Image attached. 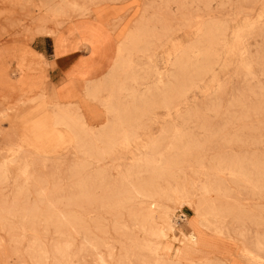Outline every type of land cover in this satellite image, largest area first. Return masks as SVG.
Masks as SVG:
<instances>
[{
	"label": "rangeland",
	"instance_id": "1",
	"mask_svg": "<svg viewBox=\"0 0 264 264\" xmlns=\"http://www.w3.org/2000/svg\"><path fill=\"white\" fill-rule=\"evenodd\" d=\"M76 1L66 17L46 16V26L59 30L103 5L139 6L129 31L138 44L113 68L121 63V107L144 96L148 105L129 133L115 123L110 146L95 142L107 154L99 161L69 137L52 153L36 151L37 134L23 130L38 108L0 106V264H179L197 247L213 252L207 264H264V0ZM55 4L0 0V43H30ZM201 51L207 59L192 68ZM160 78L169 108L157 97ZM105 88L95 100L102 111ZM100 126L85 127L82 141L94 143ZM172 187L179 198L157 196ZM161 206L195 244L151 234L144 219ZM198 208L209 212L203 223Z\"/></svg>",
	"mask_w": 264,
	"mask_h": 264
},
{
	"label": "crops",
	"instance_id": "2",
	"mask_svg": "<svg viewBox=\"0 0 264 264\" xmlns=\"http://www.w3.org/2000/svg\"><path fill=\"white\" fill-rule=\"evenodd\" d=\"M140 13L138 5H103L82 20L64 24L53 36L38 35L30 43L3 41L0 106L19 104L27 92L42 96L38 108L44 104L49 109H78L90 125L103 123V111L87 93L109 79L117 46L135 27ZM186 252L179 264H205L215 258L211 250L201 247Z\"/></svg>",
	"mask_w": 264,
	"mask_h": 264
},
{
	"label": "bare ground",
	"instance_id": "3",
	"mask_svg": "<svg viewBox=\"0 0 264 264\" xmlns=\"http://www.w3.org/2000/svg\"><path fill=\"white\" fill-rule=\"evenodd\" d=\"M82 1H85V0H82ZM94 2H95L94 3L95 5L96 4L99 5L100 3H102V1H94ZM78 7H79L78 1H76V0H57V4L53 5L52 7H48L46 9V13L39 18V20L36 24L35 34L53 36L54 34H56L58 32V28L56 26V24L58 22L55 24V29L48 28L45 24L46 23L45 22L46 16L47 17L51 16L53 19L60 17V19H61L62 17H66L68 14L72 13V11L77 10ZM88 10H89V8H88ZM213 33H214V30H213L212 26H205L203 28V34H202L203 36L209 37ZM139 37H140V34H137L134 32H129L127 34V37L123 40V42L118 44L116 53L120 54L124 51H126L127 53H130V49L134 50L136 44H138ZM207 57H208L207 51H201L198 58H197V64L192 65V68H198L200 63L202 61L206 60ZM120 65H121V63L117 64L116 68L114 69V71H112L108 80L100 83V85L97 89L90 90L87 93L88 94L87 97H89L92 101H95L96 99H99L98 98L99 91L104 90V88L106 87L105 90L108 92L107 97L105 99H103V100L101 99V101H99V102H101L100 105L103 108V119H104V121H103V123L99 124V125H102V126H100V129L98 130L99 134L97 137H95L96 139H92L93 141L94 140L95 141H94V143H91V145L85 144L82 141L83 132H85V130H86L85 127L91 126L87 122V120L84 116L85 114L82 112V110H77L75 113H73L68 109H63L60 107H55V108L49 109V107H50L49 106L48 108L47 107L45 108L44 104L39 105L40 108H38L37 103L40 102L42 96L37 95V96L31 97V96H29V93H27V92L22 93L21 102L19 104L11 106L12 107L11 110L17 113L18 111H22L23 109L25 110V109L38 108L37 110L39 112V116H38L37 120L35 122H32V124L30 126L25 127V129L23 130L24 131L23 133L34 132L37 134V136H36L37 139L35 138V140L32 144L33 147L35 149H37L36 151L45 150L46 148H48V152L52 153L61 146V144L64 142L65 137H69L75 143H79L81 148L85 147L86 150L84 151V154L87 155V157H89L90 159L95 160V161H99V160L105 158V156L107 155L106 152L103 150H98L97 146L95 145V142L97 140H100L104 144V146H110L112 144L111 140L113 139L114 135L116 134L113 130V124H115V123L119 125L121 133H125V134L129 133L130 129H131V127L129 126V124L131 123L130 119L133 120V122H134V118L132 117V115H135L139 111L138 110L139 107H144L145 105H148V101H149L144 96V97H140V100H141L140 103L137 101V99L136 100L132 99V103L130 105V108H128L129 106L126 109H123L121 107L122 106L121 100L119 99V97L116 96V92L120 93L122 91L121 83H118V78H117L119 76L118 75L119 74L118 69H120V67H121ZM167 65L168 66L170 65V66L176 68L177 70L180 67L179 62L177 60H173L172 62H168ZM161 84H162V81L160 78V79H158V85H157L158 86L157 87V90H158L157 97H159V99H161V97L163 99V97H164L165 102L163 101L164 102L163 105H164V107L169 108V106H170L169 102H168L169 98L164 96L163 93L160 92ZM44 100H46V99H44ZM87 131L93 132L94 130L93 129L91 130V128H89ZM125 137H127V136H125ZM236 162H237V159H236ZM167 165H168V162L164 163V166H167ZM212 168H213V166H212ZM213 170H214V168H213ZM202 188L203 187H201V189ZM136 195L138 197L143 196L142 193H140V192L136 193ZM157 196L163 197V198H165L166 201L169 200V202L170 201L172 202V200L180 197L178 189L173 188V187L165 190L163 193L160 192L159 195L157 194ZM143 198H145V197H143ZM143 198H142V200H143ZM119 208H120V206H119ZM169 209L170 208L167 206L166 207L161 206L158 210H156L154 212L151 211L152 213L144 219L145 221L143 223L145 225H148V230L151 232L152 235L159 236L163 239L168 237L169 239H172L173 241H176L179 244H182L183 241H188L192 245L195 244L196 243V236H195L194 232H189L187 235L181 237V234H179V231H180L179 230V224H177L178 221L177 222L175 221V219L173 218L174 213L172 214ZM204 212H202V209L198 208L197 216L200 218L201 223H203L202 222L203 220L205 221L206 216H208V214H209V212H206V213H204ZM183 217L179 216L176 219H178L182 223H184L185 218L183 219ZM147 219H148V221H147ZM205 223H206L205 225L209 226V224L207 222H205ZM60 224H62V223H60ZM155 255H156V252H155ZM255 260H257V258ZM261 261H264V259H262ZM176 262H178V261H176ZM259 263L261 264V262H259Z\"/></svg>",
	"mask_w": 264,
	"mask_h": 264
}]
</instances>
